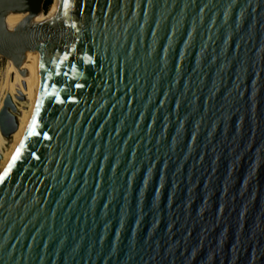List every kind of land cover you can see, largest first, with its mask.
Listing matches in <instances>:
<instances>
[{"label":"water","instance_id":"obj_1","mask_svg":"<svg viewBox=\"0 0 264 264\" xmlns=\"http://www.w3.org/2000/svg\"><path fill=\"white\" fill-rule=\"evenodd\" d=\"M44 3L0 0V264H264V0Z\"/></svg>","mask_w":264,"mask_h":264},{"label":"bare ground","instance_id":"obj_2","mask_svg":"<svg viewBox=\"0 0 264 264\" xmlns=\"http://www.w3.org/2000/svg\"><path fill=\"white\" fill-rule=\"evenodd\" d=\"M59 0H55L52 4L51 9L46 12L44 11L36 20L37 25L43 26H51L56 23V15L58 10ZM27 15L23 12H10L7 15L6 21L8 26L15 27L19 23L27 20ZM8 54L7 55H0V74L3 78V88L1 90V99L3 92L12 81L11 74L15 73V76L20 72L22 69L19 64L18 57L16 53L10 48L7 47ZM1 110V108H0ZM1 132V130H0ZM0 176H3V172L0 171Z\"/></svg>","mask_w":264,"mask_h":264},{"label":"snow or ice","instance_id":"obj_3","mask_svg":"<svg viewBox=\"0 0 264 264\" xmlns=\"http://www.w3.org/2000/svg\"><path fill=\"white\" fill-rule=\"evenodd\" d=\"M81 2H82V0H81ZM70 4H71V0H63V4H62V14L63 15H65V16L67 15V9L70 7ZM81 11H82V7H81ZM65 58H67V53H65ZM89 59H91V58L89 57ZM45 79L47 80V77ZM76 86L80 87V85H76ZM47 87H48V85H47V83H45L44 84L45 90L47 89ZM53 91H56V90L53 89ZM58 94L59 93L57 92V95ZM36 127H37V124H36V120H35V117H34L33 118V122H32V124L30 126V131L28 132L29 136L39 135V133H37L35 131ZM22 150H23V143L21 144V147L18 148L16 150L15 154L13 155L11 162L9 163L7 169L4 172V175H7V173L9 171H11L13 165H15L16 162L20 159ZM0 179H3V176H0Z\"/></svg>","mask_w":264,"mask_h":264},{"label":"trees","instance_id":"obj_4","mask_svg":"<svg viewBox=\"0 0 264 264\" xmlns=\"http://www.w3.org/2000/svg\"><path fill=\"white\" fill-rule=\"evenodd\" d=\"M55 2V0H45L44 3V9L48 10V8H50V6ZM0 80L2 82V77L0 76Z\"/></svg>","mask_w":264,"mask_h":264},{"label":"rangeland","instance_id":"obj_5","mask_svg":"<svg viewBox=\"0 0 264 264\" xmlns=\"http://www.w3.org/2000/svg\"><path fill=\"white\" fill-rule=\"evenodd\" d=\"M52 6V5H51ZM51 6H50V8H48V10H45L44 9V11H46V12H48L50 9H51ZM1 57V56H0ZM0 76H1V74H0ZM3 83H4V81H3V78H2V82H1V80H0V102H1V90H2V88H3Z\"/></svg>","mask_w":264,"mask_h":264}]
</instances>
